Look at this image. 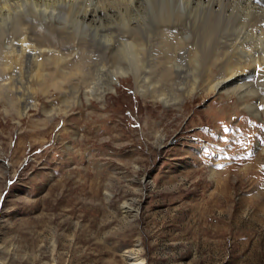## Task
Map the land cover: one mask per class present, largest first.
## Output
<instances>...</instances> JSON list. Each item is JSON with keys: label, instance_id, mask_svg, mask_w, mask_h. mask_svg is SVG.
Masks as SVG:
<instances>
[{"label": "rangeland", "instance_id": "1", "mask_svg": "<svg viewBox=\"0 0 264 264\" xmlns=\"http://www.w3.org/2000/svg\"><path fill=\"white\" fill-rule=\"evenodd\" d=\"M67 86L0 89V262L264 264V102Z\"/></svg>", "mask_w": 264, "mask_h": 264}, {"label": "bare ground", "instance_id": "2", "mask_svg": "<svg viewBox=\"0 0 264 264\" xmlns=\"http://www.w3.org/2000/svg\"><path fill=\"white\" fill-rule=\"evenodd\" d=\"M126 73L138 94L164 103L200 86L256 110L264 0H0V89L21 104L49 84L87 95L94 81L111 88ZM122 254L147 264L130 249Z\"/></svg>", "mask_w": 264, "mask_h": 264}, {"label": "snow or ice", "instance_id": "3", "mask_svg": "<svg viewBox=\"0 0 264 264\" xmlns=\"http://www.w3.org/2000/svg\"><path fill=\"white\" fill-rule=\"evenodd\" d=\"M226 131H227V129H226Z\"/></svg>", "mask_w": 264, "mask_h": 264}]
</instances>
